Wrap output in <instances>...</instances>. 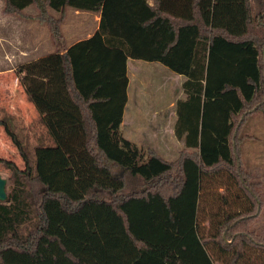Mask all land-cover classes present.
<instances>
[{
	"label": "trees",
	"instance_id": "obj_1",
	"mask_svg": "<svg viewBox=\"0 0 264 264\" xmlns=\"http://www.w3.org/2000/svg\"><path fill=\"white\" fill-rule=\"evenodd\" d=\"M2 1L22 18L34 6L57 43L67 8L99 21L15 69L53 143L29 150L0 117L22 161L0 157V264H264L251 226L262 200L237 135L264 108V0ZM128 58L184 77L175 160L121 132ZM114 167L142 185L125 191Z\"/></svg>",
	"mask_w": 264,
	"mask_h": 264
},
{
	"label": "rangeland",
	"instance_id": "obj_2",
	"mask_svg": "<svg viewBox=\"0 0 264 264\" xmlns=\"http://www.w3.org/2000/svg\"><path fill=\"white\" fill-rule=\"evenodd\" d=\"M2 9L3 1L0 0V117H8L14 131L29 150H32L39 140H43L45 144L53 142L47 136L43 123L38 121L39 114L34 106L26 101L33 111L31 119L33 131L29 132L30 111L19 89L20 85L16 83L15 69L29 59L27 46L34 41L35 35L46 38L51 44L49 30L45 24L33 18L37 9L32 5L24 9L25 13L31 15L29 18L5 14ZM50 12L55 14L53 11ZM64 19L62 28L67 40L85 35L86 29L95 24L94 13L75 12L71 8L66 9ZM50 46L51 50L53 46ZM132 61L137 64L132 63L130 66V106L124 124V131L129 130L127 138L139 146H152L160 155L175 160L179 151L184 148L183 141L177 139L173 140L172 146L166 145L165 142L172 139L169 127L166 121L158 122L153 116L158 113V117H162L161 113L167 109L165 105L185 96L181 87L184 77L156 61L136 59ZM15 85L18 91L8 98L10 88ZM151 115L154 120H147L146 118ZM237 135L241 137L238 140V147L242 163L250 172L252 180L257 182L256 189L262 200L251 226L264 237V108L249 113ZM0 157L12 159L19 166L22 165L18 152L2 125H0ZM114 169L119 174L123 172L126 181L125 191L142 185L141 178L130 176L123 169L118 170L116 167ZM8 175L9 171L0 164V176L7 180ZM7 184L8 182L5 184L6 188Z\"/></svg>",
	"mask_w": 264,
	"mask_h": 264
},
{
	"label": "crops",
	"instance_id": "obj_3",
	"mask_svg": "<svg viewBox=\"0 0 264 264\" xmlns=\"http://www.w3.org/2000/svg\"><path fill=\"white\" fill-rule=\"evenodd\" d=\"M151 2V0H149ZM75 12H79L78 10H75ZM87 12V11H86ZM90 13V12H89ZM65 20V19H64ZM63 20V22H64ZM98 21H99V16L97 14H95V24L94 25H91V27L89 29H86L87 33L83 36H79V37H76V38H73V40H67V38L65 37L64 35V32H63V28H62V25H63V22H62V25H61V30H62V39L60 40V42H54L52 41L50 35V40H51V44H49V42L47 41L46 38H43L42 36H37L35 35L34 36V41H32L28 46H27V52H28V56H29V59L27 61H32V60H36L40 57H43L47 54H50V53H53L55 52L57 49H60V52H63L64 49H66V47H68L69 45H71L72 43L80 40V39H84L86 37H89L94 31L95 29L97 28V24H98ZM53 46V48L50 50L51 46ZM65 47V48H64ZM20 52H24V50H20ZM132 60H135V59H131V58H128L127 59V75H128V86H127V102H126V105H125V109H124V112H123V119H122V122H121V132L122 134L127 138L128 137V131L125 132L124 131V124L126 122V117H127V112H128V109H129V106H130V66L132 65V63H136ZM137 64V63H136ZM141 64V63H140ZM16 83H17V80H16ZM23 97H24V100L25 102L28 101L26 100L25 98V95H24V92H23V88L20 86L19 87ZM10 95H8V98L13 94L14 95V92L16 93L18 91L16 85L13 87L10 88ZM178 99V98H177ZM177 99H174L172 102H170L169 104L165 105L164 107H167L166 111L164 113H161L162 114V117H158L159 114L158 113H155L156 115L153 116L155 117L154 119L157 120L158 122L161 120V122L163 123L164 121H166V125L169 127V131L171 132V135H172V139L171 140H168L165 142L166 145H169V146H172L173 144V140H177V138L175 137L174 135V122H175V119H176V113H175V109H174V105H175V102ZM29 103H31L33 106L34 104L30 101H28ZM27 104V107L30 111L29 113V132L31 133L33 131L32 129V116H33V111L31 109V107L28 105V103L26 102ZM35 108V106H34ZM35 110L37 111V109L35 108ZM37 113L39 114V112L37 111ZM153 115V114H152ZM149 116L148 118H146L147 120H154L153 117ZM150 117H152L150 119ZM38 118V117H37ZM41 121V117H40V114H39V118H38V121ZM42 123V121H41ZM44 125V124H43ZM46 128V127H45ZM47 130V128H46ZM147 131H145L146 133ZM48 133V131H47ZM148 133V132H147ZM31 136V134H30ZM48 137L51 138V136L47 135ZM46 134H45V137L47 138ZM52 139V138H51ZM179 141V139H178ZM53 142V141H52ZM38 143H41V144H44L46 145L43 140H39ZM37 143V144H38ZM36 145V144H35ZM34 145V146H35ZM49 145V144H47ZM148 146V145H147ZM149 147H152V146H149ZM153 148V147H152ZM155 149V148H154ZM164 149V148H163ZM165 151V150H164ZM166 152V151H165ZM170 154V153H169ZM162 157H164L163 155H161ZM165 158V157H164ZM167 159V158H165ZM170 160V159H168Z\"/></svg>",
	"mask_w": 264,
	"mask_h": 264
},
{
	"label": "water",
	"instance_id": "obj_4",
	"mask_svg": "<svg viewBox=\"0 0 264 264\" xmlns=\"http://www.w3.org/2000/svg\"><path fill=\"white\" fill-rule=\"evenodd\" d=\"M6 179L0 176V200H5L6 190H5Z\"/></svg>",
	"mask_w": 264,
	"mask_h": 264
}]
</instances>
